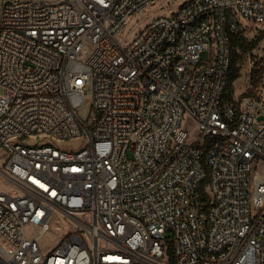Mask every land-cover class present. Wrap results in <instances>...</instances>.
<instances>
[{"label": "built area", "instance_id": "built-area-1", "mask_svg": "<svg viewBox=\"0 0 264 264\" xmlns=\"http://www.w3.org/2000/svg\"><path fill=\"white\" fill-rule=\"evenodd\" d=\"M160 1L0 0V264H264V74L225 97L264 0Z\"/></svg>", "mask_w": 264, "mask_h": 264}, {"label": "rangeland", "instance_id": "rangeland-1", "mask_svg": "<svg viewBox=\"0 0 264 264\" xmlns=\"http://www.w3.org/2000/svg\"><path fill=\"white\" fill-rule=\"evenodd\" d=\"M182 0H165L157 3L152 10L148 12V10H143L138 15L133 17L129 24L126 26L124 31V35L129 34V42L135 39L140 31L142 30L144 23L147 20V12L150 16H154L156 14L161 13V6L170 3L174 4L172 10H176ZM249 30L245 32L244 37L248 42L257 43V46L251 52L242 56L241 62L238 64V69L240 73V78L234 83V91L233 96H239L241 94H252L254 93L256 87H258L261 77L264 74V26L259 27L255 23H248ZM119 39L122 40L123 36L120 35ZM210 56V51H206L202 55L203 61H208ZM253 78V79H252ZM1 91V90H0ZM91 113V106L87 103L83 109L80 111L81 117L89 123ZM197 131L196 128L192 129V132L195 134ZM36 142H47L44 138H33L27 141V144L34 145ZM84 144V138L79 137L77 139L71 141H61L58 143V146L62 149H70L75 150L82 147ZM2 165V162H0ZM10 191L11 187L0 177V191ZM53 228L56 230L55 233H51L47 235V237L43 240V246L48 248L55 247L61 238L71 229L68 223H62L59 219H56L53 223Z\"/></svg>", "mask_w": 264, "mask_h": 264}, {"label": "trees", "instance_id": "trees-1", "mask_svg": "<svg viewBox=\"0 0 264 264\" xmlns=\"http://www.w3.org/2000/svg\"><path fill=\"white\" fill-rule=\"evenodd\" d=\"M232 46H233V59L231 66V75L229 79V86L225 95L226 98L232 97L234 91V83L240 78L238 64L241 62L242 56L254 50L257 46V43L248 42L247 39L244 37V35H235L232 38Z\"/></svg>", "mask_w": 264, "mask_h": 264}]
</instances>
